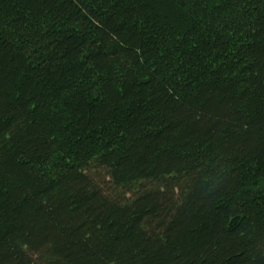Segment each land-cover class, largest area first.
<instances>
[{
  "label": "trees",
  "instance_id": "trees-1",
  "mask_svg": "<svg viewBox=\"0 0 264 264\" xmlns=\"http://www.w3.org/2000/svg\"><path fill=\"white\" fill-rule=\"evenodd\" d=\"M0 264H264V0H0Z\"/></svg>",
  "mask_w": 264,
  "mask_h": 264
}]
</instances>
